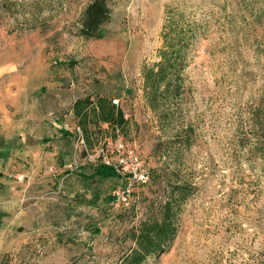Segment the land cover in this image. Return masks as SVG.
Here are the masks:
<instances>
[{
    "label": "rangeland",
    "instance_id": "374dc122",
    "mask_svg": "<svg viewBox=\"0 0 264 264\" xmlns=\"http://www.w3.org/2000/svg\"><path fill=\"white\" fill-rule=\"evenodd\" d=\"M89 1L0 0L11 209L0 264H128L176 184L189 193L176 234L141 264H264V0H108L111 18L88 38L78 28ZM168 12L196 36L180 94L155 111L143 69L160 60ZM98 96L127 122L91 120L88 140L73 105ZM128 151L150 177L123 199L126 177L96 167Z\"/></svg>",
    "mask_w": 264,
    "mask_h": 264
},
{
    "label": "trees",
    "instance_id": "16d2710c",
    "mask_svg": "<svg viewBox=\"0 0 264 264\" xmlns=\"http://www.w3.org/2000/svg\"><path fill=\"white\" fill-rule=\"evenodd\" d=\"M174 14L168 12L164 25V45L160 49V60L143 69L146 100L155 111L159 110L163 102L170 103V96L174 100L180 94L183 87L185 50L196 36L194 27L184 26L177 14ZM110 18L108 0H90L80 17L78 32L88 38L100 37L103 26ZM73 109L88 140L91 120L97 124L108 123L113 127L127 122L122 107L104 96H98L95 100L90 97L78 98ZM96 173L104 178L121 176L114 166L105 163L96 167ZM188 195L184 186L176 184L173 187L172 195L164 201L160 214L145 220L134 235L135 246L125 256L128 264H141L149 257L165 252L176 234L177 212Z\"/></svg>",
    "mask_w": 264,
    "mask_h": 264
},
{
    "label": "built area",
    "instance_id": "2783aa9c",
    "mask_svg": "<svg viewBox=\"0 0 264 264\" xmlns=\"http://www.w3.org/2000/svg\"><path fill=\"white\" fill-rule=\"evenodd\" d=\"M117 157L116 160L113 158L110 159L107 154H104L103 163L114 166L120 175L126 177L124 185L115 191L118 198L122 197L123 199H126L127 196L131 195L133 186L140 183H146L149 180L150 175L149 171L143 166L140 157L132 151H128L127 154L120 152ZM115 194V199L119 202Z\"/></svg>",
    "mask_w": 264,
    "mask_h": 264
},
{
    "label": "crops",
    "instance_id": "0c3cea01",
    "mask_svg": "<svg viewBox=\"0 0 264 264\" xmlns=\"http://www.w3.org/2000/svg\"><path fill=\"white\" fill-rule=\"evenodd\" d=\"M6 135L3 132L2 128L0 127V228L2 226V221L4 217H6L11 209L9 208L10 198L2 195L3 188L2 186L7 181L6 177ZM4 187V186H3ZM1 235V233H0ZM1 240V237H0Z\"/></svg>",
    "mask_w": 264,
    "mask_h": 264
}]
</instances>
